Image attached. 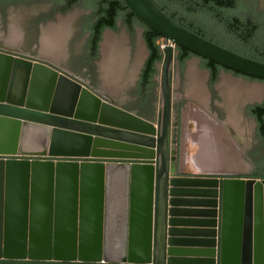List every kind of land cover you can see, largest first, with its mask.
Returning <instances> with one entry per match:
<instances>
[{
  "label": "water",
  "instance_id": "water-1",
  "mask_svg": "<svg viewBox=\"0 0 264 264\" xmlns=\"http://www.w3.org/2000/svg\"><path fill=\"white\" fill-rule=\"evenodd\" d=\"M124 2L164 39L156 121L48 62L0 52V264H264V179L177 174L164 163L176 45L263 79L264 62L187 29L152 0ZM39 166L51 167L39 178L43 220L33 199ZM89 182L94 220L53 217L64 183L76 213Z\"/></svg>",
  "mask_w": 264,
  "mask_h": 264
},
{
  "label": "rangeland",
  "instance_id": "rangeland-1",
  "mask_svg": "<svg viewBox=\"0 0 264 264\" xmlns=\"http://www.w3.org/2000/svg\"><path fill=\"white\" fill-rule=\"evenodd\" d=\"M248 2L249 0L242 1L243 4ZM10 4L13 5L6 12L0 11V37L16 38L17 36L20 39L23 37L26 41L24 45L28 46L37 39L44 41L47 37L48 42L54 44L53 55H63V59H59L58 62L65 66L69 65L67 57L82 55L88 50L87 23L92 11L83 1L67 10L58 9L57 12H50L54 8V6L52 8V0H31ZM255 5L258 12L264 13V0H256ZM161 43H164V39ZM97 55L100 56L93 64L94 72L92 70V73L96 74L94 78L97 81L94 87L101 89L106 96L112 97L122 105L136 106L132 97L138 92L139 71L148 55L143 38V27L138 25L131 32L120 21L118 30L108 29L104 32ZM184 69V73L178 75L177 65L174 64L173 90L177 100H183V106L179 109L177 127L183 162L187 164L185 172L201 174L233 171L248 176L251 170L246 169L242 164L243 160L250 163L247 157H253L252 152H255L253 148L257 145V137L255 124L252 116L247 112V107L249 104L262 101L264 83L224 71L214 89L209 85L207 70L201 66L199 57L190 59ZM92 76L81 75L87 80ZM157 80H160V74ZM101 85L111 88L104 89L100 87ZM145 114L150 115L149 112ZM197 114L205 115L208 128L212 127L214 131L219 132L226 152L236 156L239 155L238 152L245 155L243 157L239 155L241 162L236 161L235 158L236 162H229L217 171H202L197 168L195 158L202 149V141L196 137V133L199 132L197 120L199 121L200 118ZM256 152L257 157H263L264 152L260 153L257 150Z\"/></svg>",
  "mask_w": 264,
  "mask_h": 264
},
{
  "label": "trees",
  "instance_id": "trees-1",
  "mask_svg": "<svg viewBox=\"0 0 264 264\" xmlns=\"http://www.w3.org/2000/svg\"><path fill=\"white\" fill-rule=\"evenodd\" d=\"M31 0H0V6L10 3L27 2ZM83 1L92 11L87 23L89 32L87 49L90 55L96 56L99 43L105 29H119V22L133 32L135 27H143V38L148 50L141 69L138 82L139 90L154 88L153 76L157 73L156 64L162 61L163 36L143 23L124 0H52L54 9L67 10ZM170 18L187 29L244 56L264 62V13L258 12L255 1L249 0H152ZM240 2L243 4H240ZM241 5V7H240ZM176 59L183 69L185 61L193 56L201 60V66L210 72V85L217 81L223 69L235 75L244 76L264 83L258 78L231 69L212 59L199 55L193 50L177 44ZM247 112L258 122V134L264 139V99L247 107ZM179 132L176 142H178Z\"/></svg>",
  "mask_w": 264,
  "mask_h": 264
},
{
  "label": "flooded vegetation",
  "instance_id": "flooded-vegetation-1",
  "mask_svg": "<svg viewBox=\"0 0 264 264\" xmlns=\"http://www.w3.org/2000/svg\"><path fill=\"white\" fill-rule=\"evenodd\" d=\"M13 4H9V5H5V6H0V11L6 12V10L10 7H12ZM54 5H52L53 8ZM58 9H51L50 12H57ZM60 10V9H59ZM109 28L105 29L102 33V38L103 39V35L104 32L106 30H108ZM32 32V31H30ZM11 34H8V36H10ZM7 37V36H6ZM26 41H24L23 37L20 39V37H0V52H4V53H8V54H12V55H19V56H23V57H27V58H31V59H40L43 60L45 62H48L62 70H65L66 72H68L69 74H71L72 76L76 77L77 79L81 80L82 82L86 83L89 87H91L94 91L98 92L100 95L106 97L107 99H109L110 101L116 103L117 105L130 110V111H136L138 114H140L141 116H144L145 118L152 120V121H156L159 118V106L161 103V66L160 63L158 62L156 64V68H157V73L153 76V81L155 83L154 88H151L149 90H144V88L142 90L138 89L137 94H135V96L132 97V101H135V105L134 107H130V106H125L122 105L118 102H116L114 99L104 95V92L100 89L98 90L97 88H93V84L91 82L90 79H84L83 77H81V75H87L88 77L90 76V74L92 73V68L89 67L88 62L94 61L97 59V57L99 55H90L89 51L86 50L84 53H82V55H70L69 57H67L66 59L68 60V64L70 67H73V69L64 66L63 64H61L60 62H58L59 59H63V55H53V51H54V44L51 42H48L47 37L45 38L44 41H41V39H37L36 42H33L30 46H28L27 44L24 45ZM101 46V41L99 43V49ZM98 54H99V50H98ZM148 56V55H147ZM146 56V58H147ZM194 57L197 56H193L189 59H187L185 61V65L188 63V61ZM145 58V59H146ZM145 62V60H144ZM176 63L177 65V74H183L185 69L181 68V64L179 63V61L176 59V55H175V60H174V64ZM144 64V63H143ZM143 67V66H142ZM206 69V68H205ZM73 70H78L80 71V74L75 73V71ZM207 70V74L209 76V85H210V72L208 69ZM225 70H221L218 78L220 77L221 73L224 72ZM228 72V71H225ZM175 74V70H174V65H173V70H172V80H171V84H172V93H171V98H172V102H171V118H170V131H169V136H168V141L164 142V152L165 154H167V160L166 158L164 159V163H167V166H169L170 168L172 166L176 167V172L178 173H182V170H184L187 166L186 163L183 162V157H182V148H181V143L179 141L176 142V138H177V132L178 130V118H179V112L183 106V100L178 101L176 98V93L173 90V83H174V74ZM232 73L233 75H235L233 72H229ZM160 74V80H157V76ZM238 76V75H235ZM239 77H244V76H239ZM246 78V77H244ZM249 79V78H247ZM218 80V79H217ZM218 81L214 82L213 85L211 87H213L214 89H216V83ZM264 99V98H263ZM262 99V101H263ZM260 101V102H262ZM258 102V103H260ZM255 104V103H254ZM252 105V104H249ZM145 112H149L150 115L145 114ZM252 119L254 121L255 124V132H256V137H257V142H256V146L253 148V151H255L253 154V157H247V159L249 160L250 163H247L245 160H243V164L242 166H244L246 169H250L251 173L246 176V175H241L240 173H236L233 171H218V172H212V173H193L196 175H201V176H218L221 179H224L226 177H245V178H263L264 179V155L262 158L257 157L256 156V150L259 151L260 153L264 152V139L262 137L259 136L258 134V122L256 120V118L254 116H252ZM226 123V122H225ZM240 149V148H239ZM251 153L249 152L248 155H250ZM239 155L241 157L245 156L244 154L239 153ZM246 155V156H248ZM167 161V162H165ZM183 174H189L187 172H185V170L183 171ZM220 174V175H219Z\"/></svg>",
  "mask_w": 264,
  "mask_h": 264
},
{
  "label": "crops",
  "instance_id": "crops-1",
  "mask_svg": "<svg viewBox=\"0 0 264 264\" xmlns=\"http://www.w3.org/2000/svg\"><path fill=\"white\" fill-rule=\"evenodd\" d=\"M100 56V55H99ZM95 61H89L88 62V65L89 67L92 68L93 70V64H95ZM144 63V61H143ZM143 63H142V66H143ZM65 66V65H64ZM142 66H141V69H142ZM67 67L73 69V67H70L69 65H67ZM141 69L139 71V76H140V73H141ZM94 70H95V67H94ZM93 70V72H94ZM75 71V73L77 74H80V71H76V70H73ZM93 75V76H92ZM96 74L95 73H91L90 76V80L93 84V88H95L94 86L97 85V81L95 80L94 76ZM98 87V86H96ZM100 87L104 88V89H109L110 88H105L104 85H101ZM105 95V93H104ZM112 98V97H110ZM26 168L25 166H14V174H11L10 175V178L12 180H10V183L14 186L15 188V192L11 193V199H12V203L17 205L19 203V198H20V193H19V185H20V181L17 180L19 178H21V174L20 172H22V170ZM36 168H39V169H36V170H39V172H42L41 174H34V193H33V199H34V204H35V217L36 219L38 220H43L44 217H45V209L43 208L44 204H46V193H45V190H44V187H43V184H44V181H42L41 179L39 178H45L47 177V174H45L48 170H50V166H39V167H36ZM63 168H71V167H68V166H65ZM91 169H88L89 172H95L96 171V167H90ZM32 169V167L30 168ZM80 170V168L78 169ZM183 171L182 170V173L183 174ZM37 172V171H36ZM180 174V173H178ZM190 175H192L193 173H189ZM194 175V174H193ZM56 176V175H54ZM63 177H67L68 175H62ZM78 176L81 177V174L80 172L78 171ZM85 177L88 176V177H94L95 175L94 174H88V175H84ZM92 182H89V183H86V186H85V190H84V193H83V206L84 208H80L78 210H76V213H74V211H72L71 209L68 208V205L70 204V199H71V194L68 190V187H67V183H64L63 186L60 187V191L57 195L58 197V203H59V208L58 210L56 211V213H54V216L53 217H56L57 219L59 220H62V221H67V220H70L72 218H76V219H83V220H94L96 218L95 216V209H93L92 207L95 205V194H94V187L92 186ZM14 212L16 213V216H17V212L18 210L17 209H14ZM114 218H116V216H114Z\"/></svg>",
  "mask_w": 264,
  "mask_h": 264
},
{
  "label": "bare ground",
  "instance_id": "bare-ground-1",
  "mask_svg": "<svg viewBox=\"0 0 264 264\" xmlns=\"http://www.w3.org/2000/svg\"><path fill=\"white\" fill-rule=\"evenodd\" d=\"M208 117L210 118V116ZM198 118L199 121L197 120V122H198L199 132L198 131L197 132L199 134L196 132L195 133L197 134L196 137L202 141V146L200 145L202 149L200 148L201 151L195 158L197 168L202 171H217L225 167V165L229 164V162L232 163L236 161L241 162V160L239 159L240 158L239 155L236 156L233 153H228L224 150V145L221 143L219 132L217 130L214 131L215 129H213L212 127L208 128L205 115L203 114L200 116L198 115ZM213 119L217 120L215 118ZM202 127L204 128L201 130Z\"/></svg>",
  "mask_w": 264,
  "mask_h": 264
},
{
  "label": "built area",
  "instance_id": "built-area-1",
  "mask_svg": "<svg viewBox=\"0 0 264 264\" xmlns=\"http://www.w3.org/2000/svg\"><path fill=\"white\" fill-rule=\"evenodd\" d=\"M164 45H165V44L163 43V44H162V47H163Z\"/></svg>",
  "mask_w": 264,
  "mask_h": 264
}]
</instances>
